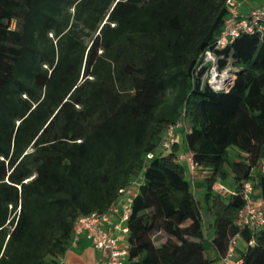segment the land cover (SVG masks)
I'll list each match as a JSON object with an SVG mask.
<instances>
[{
  "label": "trees",
  "instance_id": "trees-1",
  "mask_svg": "<svg viewBox=\"0 0 264 264\" xmlns=\"http://www.w3.org/2000/svg\"><path fill=\"white\" fill-rule=\"evenodd\" d=\"M225 3L0 0V264H59L77 218L107 210L140 173L128 264H213L211 244L224 256L237 233L241 264H264V226L236 223L243 181L264 207V33L222 50L220 67L238 69L230 90L197 70ZM181 118L183 140L159 149ZM182 150L206 171V207ZM229 176L234 191H215Z\"/></svg>",
  "mask_w": 264,
  "mask_h": 264
},
{
  "label": "built area",
  "instance_id": "built-area-1",
  "mask_svg": "<svg viewBox=\"0 0 264 264\" xmlns=\"http://www.w3.org/2000/svg\"><path fill=\"white\" fill-rule=\"evenodd\" d=\"M227 15L213 47L206 48L198 59L197 70L202 72V84L209 83L213 88L230 90L235 84L238 69L231 64L220 67V60L224 58L222 50L229 46L237 37L244 33H264V2L252 7L249 11L242 10V0H226ZM13 26L15 21H12ZM189 131L184 119L169 124L163 131L159 149L170 150L174 144L181 142V130ZM155 155L153 151L147 158ZM177 161L185 168H189L191 177L199 175L202 165L195 159L191 150L179 152ZM258 169L264 172V158L261 159ZM142 180V173L133 177L129 184L122 187L116 200L105 211H93L80 215L74 225L70 247L77 246L83 239L88 241L93 249L100 252L98 264H128L130 248L128 242L129 224L133 197L138 192ZM138 185L134 192L133 186ZM255 180L243 181L242 194L245 204L239 209L236 223L241 229L254 232L264 226L263 201L255 196ZM237 233L231 238L229 249L223 256L224 264H241V255H237ZM253 243V240H251Z\"/></svg>",
  "mask_w": 264,
  "mask_h": 264
},
{
  "label": "crops",
  "instance_id": "crops-1",
  "mask_svg": "<svg viewBox=\"0 0 264 264\" xmlns=\"http://www.w3.org/2000/svg\"><path fill=\"white\" fill-rule=\"evenodd\" d=\"M263 2L264 0H242V10L244 12H247L252 7L259 5ZM179 139L180 141L183 140V135L181 133H180ZM236 150H238L239 152H242L239 148H237ZM185 171H186L187 178L191 180L193 184V188L195 190L196 188H198L197 184H196L197 187L195 186V183L201 182L203 176L198 175L194 178H191V175L189 173L190 171H188L187 169H185ZM219 184L221 186H224L221 182ZM226 188L233 192V190H231L230 187H226ZM199 189L202 190L205 188L202 185V186H199ZM246 246H247V243L240 237L238 239L237 255L240 256L241 250L245 249ZM208 251H209L210 257L214 259L213 264H224L222 260L223 256L216 246L211 244ZM100 258H101L100 252L93 249L91 244L88 241L83 239L77 246H73L69 248L63 255L59 257V264H98L100 261Z\"/></svg>",
  "mask_w": 264,
  "mask_h": 264
},
{
  "label": "rangeland",
  "instance_id": "rangeland-1",
  "mask_svg": "<svg viewBox=\"0 0 264 264\" xmlns=\"http://www.w3.org/2000/svg\"><path fill=\"white\" fill-rule=\"evenodd\" d=\"M184 123H185V125L187 126L188 125V121L187 120H185L184 121ZM181 133H182V135H183V133H184V129H182L181 130ZM237 148H232L231 149V155L233 156V157H237L239 154V151L238 150H236ZM185 169H187L188 171H189V168L187 167V168H185ZM190 173V172H189ZM190 175H191V173H190ZM199 175H201V176H203L202 177V180H201V182H196L195 183V186H196V184H197V186H198V188H196L195 190H196V194H197V196H198V198L201 200V202L203 203V207H206L205 206V202H204V199H203V196H204V190L205 189H202V190H200L199 189V186H204V188H205V175H206V171L204 170V169H200V171H199ZM198 176V175H197ZM192 178V177H191ZM222 183L224 186H221L219 183ZM196 186V187H197ZM226 187H230L231 188V190H233L234 191V189H235V184H234V180H233V178H232V176H229L227 179H225V180H223V181H218V182H216L215 184H214V189H215V191H217V192H220V193H222L223 195H228V194H230V193H232V191H230L229 189H227ZM138 189V185H134L133 186V191L135 192L136 190ZM255 196L257 197V198H260L261 199V197H260V190L258 189H256V193H255Z\"/></svg>",
  "mask_w": 264,
  "mask_h": 264
}]
</instances>
